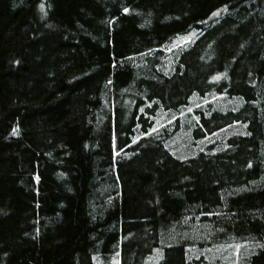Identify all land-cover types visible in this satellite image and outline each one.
<instances>
[{"label":"trees","instance_id":"obj_1","mask_svg":"<svg viewBox=\"0 0 264 264\" xmlns=\"http://www.w3.org/2000/svg\"><path fill=\"white\" fill-rule=\"evenodd\" d=\"M99 259L264 264V0H0V264Z\"/></svg>","mask_w":264,"mask_h":264},{"label":"rangeland","instance_id":"obj_2","mask_svg":"<svg viewBox=\"0 0 264 264\" xmlns=\"http://www.w3.org/2000/svg\"><path fill=\"white\" fill-rule=\"evenodd\" d=\"M192 36H193V34H187V35H185L184 37H181V38H179L178 40H180L181 42L182 41H188V40H190L191 38H192ZM201 142H203V141H201ZM207 256V255H206ZM217 256V255H216ZM208 257V256H207ZM217 258H219V257H217ZM159 258H157L156 260H158ZM211 260H214V259H211ZM99 261H100V259H99ZM95 263L96 264H101V261H100V263L97 261H95ZM103 264H117L116 263V260H112V261H110L109 263H107L106 261L103 263ZM155 264H157V263H155Z\"/></svg>","mask_w":264,"mask_h":264},{"label":"snow or ice","instance_id":"obj_3","mask_svg":"<svg viewBox=\"0 0 264 264\" xmlns=\"http://www.w3.org/2000/svg\"><path fill=\"white\" fill-rule=\"evenodd\" d=\"M41 8H43V5H41ZM127 11V10H126Z\"/></svg>","mask_w":264,"mask_h":264}]
</instances>
